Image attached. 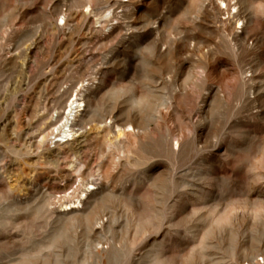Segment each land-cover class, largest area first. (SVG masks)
<instances>
[{
    "label": "rangeland",
    "instance_id": "obj_1",
    "mask_svg": "<svg viewBox=\"0 0 264 264\" xmlns=\"http://www.w3.org/2000/svg\"><path fill=\"white\" fill-rule=\"evenodd\" d=\"M84 87L94 114L117 105L137 120V148L92 140L58 162L46 154L63 120L49 124ZM75 161L94 177L113 166L114 192L85 208L113 217L100 264H236L264 248V224L229 221L264 213V0H0V264H98L97 234L68 226L51 247L62 230L41 215L62 194L46 175Z\"/></svg>",
    "mask_w": 264,
    "mask_h": 264
},
{
    "label": "bare ground",
    "instance_id": "obj_2",
    "mask_svg": "<svg viewBox=\"0 0 264 264\" xmlns=\"http://www.w3.org/2000/svg\"><path fill=\"white\" fill-rule=\"evenodd\" d=\"M215 2L213 3L215 4ZM215 9L217 11L216 13L220 14L222 12V9L219 8L217 5H215ZM99 87L100 86L98 85L96 88L99 89ZM245 88L241 90L245 92ZM220 89V87L216 88L215 95L218 100L222 101L223 96L221 95ZM89 90H91L90 87H84V90H81L80 92L77 91L76 97L73 99L71 104L69 106H66L63 112L59 111L57 117L55 118V121H51L48 126L49 128L51 126L56 125V123H58L59 121L63 120L60 125L55 126V128L52 130V133H54L55 131L59 133L55 136L52 142L53 144L51 143L53 146L46 147V154L51 157V159L55 162L59 161L62 155V150H65L66 148L71 146H80L81 144L92 142V140H95L96 144L101 141L108 142L110 145L114 144L118 147L123 148V152L126 153H130L131 151H133L134 148H137L139 145L138 137H140L141 133L137 120L131 115L120 119L119 113L117 111V105H115V107L108 112L106 117L100 114H94L89 109L92 107L94 101L93 99H95L96 97V89L94 91L91 90L93 96L88 94ZM70 91L71 90H67L64 92V94H61L58 97L56 96L53 100V103L62 104L64 97L68 95ZM248 94H250V91L248 92ZM254 94L255 92H253V90L251 89V95ZM144 99L145 98H140L138 99V101L140 100L142 102L144 101ZM169 108L171 107H164L163 110H158V114L152 115V117L154 119H163L167 115ZM107 118L110 119L109 123H107ZM86 124H91V126L88 128ZM75 127H79L78 130H75ZM46 136L47 135L42 136L39 142L40 146L44 145ZM121 137L123 138L121 139ZM171 137L172 136L170 134L169 129H167L165 131V134L162 135V139L167 149L171 152V154H176L177 152L173 148L172 144L170 145L172 139ZM175 139L176 142L179 144V148L181 150L183 146L181 142L182 138L178 137ZM110 158L113 159L112 155H110ZM110 164L100 165L99 168L101 170V173H99L97 177H94L93 174H85V172L81 169H77L78 164L76 163V161L65 166L64 168H60L57 166L54 175H51L50 173L46 175V179L49 183L52 184V187H57L62 193L58 199L55 198L57 202H53L51 201L52 199L50 200L49 197H47V199H45V204L43 205L41 210V215L43 218H45L47 228L55 226L59 229L61 228L62 230L60 233L54 236L52 240L53 242L50 241L51 247L56 246V243L64 238V236L66 235L64 231L67 229L68 226H77V224L82 223L85 226L86 232L91 231V233L97 234L96 237L92 234L94 237L89 238V245L92 248L94 255H96L97 257L98 264H100V261L108 255L110 257V254L113 252L112 246L108 242V237L104 235V232L112 228L111 225L113 217L111 215H108L107 213H104V216H101L102 211H98L96 209L85 213L86 207H90L93 202H97L98 199L103 198L108 192H114L112 189H110L109 186V182L113 178L114 172L112 170L113 166ZM115 165H119V163H115ZM31 172L37 175L36 177H40L41 175L40 173H37V168L33 169ZM74 177H76V179H79V184L75 189H73L71 194H67V190L70 188ZM58 179H61L65 182L63 186L53 185L54 181ZM49 195L51 196L52 194ZM248 220H250L254 226L264 224V213L255 212L250 214L247 211L238 210L235 211L229 219L231 223H242ZM105 244H108V246L106 245V248ZM260 256H263V261H260L258 259ZM244 263L264 264V248L251 246L248 249H245L243 251V254L237 257L236 259V264ZM17 264L29 263L27 262V260H21Z\"/></svg>",
    "mask_w": 264,
    "mask_h": 264
}]
</instances>
